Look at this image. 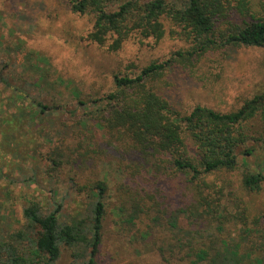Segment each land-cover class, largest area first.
<instances>
[{"label":"rangeland","instance_id":"374dc122","mask_svg":"<svg viewBox=\"0 0 264 264\" xmlns=\"http://www.w3.org/2000/svg\"><path fill=\"white\" fill-rule=\"evenodd\" d=\"M69 2L0 0V264H10L20 232L25 242L32 236L24 216L30 203L53 210L61 202L65 221L88 217L96 181L108 186L96 264H193L202 248L209 258L201 264L212 258L232 264L234 255V264H264V183L260 192L242 186L246 168L264 169L262 142L248 144L256 151L246 163L240 155L237 169L204 175L209 187L200 184L202 195L216 201L208 207L199 195V214L186 177L149 174L139 195L125 162L93 154L94 146L99 149L93 118L104 113V104L93 100L115 89V74L138 73L186 52L192 41L172 33L179 28L166 19L161 39L134 35L111 51L88 39L93 15L74 12ZM193 66L182 64L185 72L172 70L168 85L160 83L161 90H172L170 99L182 113L197 105L228 112L264 92V47L212 50ZM40 101L48 107L41 116L12 108L13 102ZM257 129L264 133V124ZM134 205L143 209L141 216L127 223ZM175 215L180 220L174 231L169 221ZM57 264H76L71 249L61 248Z\"/></svg>","mask_w":264,"mask_h":264},{"label":"trees","instance_id":"16d2710c","mask_svg":"<svg viewBox=\"0 0 264 264\" xmlns=\"http://www.w3.org/2000/svg\"><path fill=\"white\" fill-rule=\"evenodd\" d=\"M69 4L74 12L93 15L94 26L87 37L107 45L111 51L119 50L134 35L161 39L166 33V19L179 28L172 29V33L192 41L186 52L152 62L138 73L115 74V89L93 100L95 106L104 104V113L93 118V144L99 148L94 146L93 154L125 162L139 195L140 190L146 191L143 183L150 179L149 174H159L158 180L164 179L166 173L186 177L194 189L193 206L199 214L198 205L204 204L197 197L200 195L206 201L200 190L204 175L237 169L240 155L246 163L256 151L248 145L251 141L264 144V133L257 129V125L264 124V92L228 112L197 105L182 113L170 99L172 90H161L160 83L167 86L172 70L184 71L181 66L186 63L192 68L196 58L212 50L228 46L264 47V0H70ZM14 93L19 96V92ZM12 104L13 109L26 111L31 117L33 110L41 116L48 109L41 101ZM263 183L264 169L253 171L248 167L243 171L244 189L260 192ZM92 190L96 198L88 217L65 221L60 214L61 202L53 210L30 203L24 216L32 236L25 242L26 233H19L21 246L10 248L14 259H10V264H57L63 246L71 249L76 264H96L108 186L96 181ZM215 201L207 199L206 206ZM216 206L222 207L218 203ZM120 210L124 212L122 207ZM142 210L134 205L126 212L125 221L135 224ZM179 220L177 215L171 217L172 230L178 229ZM234 256L229 258L232 264ZM208 258V251L199 249L193 264ZM213 261L216 258L208 264H214Z\"/></svg>","mask_w":264,"mask_h":264}]
</instances>
